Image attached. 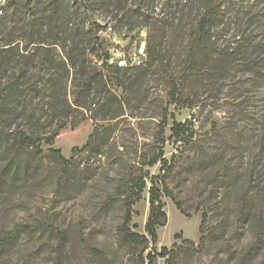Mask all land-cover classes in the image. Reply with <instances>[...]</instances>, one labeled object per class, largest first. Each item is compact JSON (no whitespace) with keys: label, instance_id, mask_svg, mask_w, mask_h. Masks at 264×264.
<instances>
[{"label":"rangeland","instance_id":"1","mask_svg":"<svg viewBox=\"0 0 264 264\" xmlns=\"http://www.w3.org/2000/svg\"><path fill=\"white\" fill-rule=\"evenodd\" d=\"M22 2L0 0V39L19 48L39 36L33 22L49 3L30 11ZM167 11L170 25H138L140 17L128 29L99 10L104 27L94 32L109 63L144 41L142 62L104 69L107 87L85 99L69 80V102L92 109L72 105L46 128L51 143L21 148L0 133V264H142L150 238L145 247L125 233L147 236L154 176L167 218L153 252L168 251L156 264H264V0H192ZM205 12L211 27L199 33ZM96 53L94 45L92 63ZM184 122L188 135L177 140L171 127Z\"/></svg>","mask_w":264,"mask_h":264},{"label":"trees","instance_id":"2","mask_svg":"<svg viewBox=\"0 0 264 264\" xmlns=\"http://www.w3.org/2000/svg\"><path fill=\"white\" fill-rule=\"evenodd\" d=\"M42 1L49 2L44 4V12L47 10L48 14L38 16L33 22L37 27L38 37L27 38L21 48L19 42H16L18 39H0V133L13 136L21 148L31 145L38 147L42 141L51 143L54 134L43 136L46 128L66 118L72 105L91 111L90 105L78 100L80 98L69 102L66 93L69 80L80 87L81 98L85 99L92 88L107 87L104 69L127 70V67L109 63L102 41L94 32L96 25L104 27V23L95 19L99 10L114 13L118 28L123 25L133 29L151 21L167 26L175 19L174 13L167 9L172 6L185 7L192 0H74L70 12L64 9V0H23L20 6L33 11ZM195 1L201 3L207 0ZM148 9L151 14L146 15L145 11ZM140 17L144 19L135 25ZM2 20L1 17L0 22ZM211 23L212 15L205 12L198 22V32H208ZM94 45L95 50L100 53H96L92 63L88 55L92 53ZM58 47L61 49L57 50ZM38 56L41 57L39 61ZM122 77L126 78V71ZM173 95L174 93V102L179 103L182 99L180 94ZM34 100L36 106L33 108L31 105ZM171 131L177 140H181V134L188 135L185 122L174 124ZM88 144L89 142L83 148ZM56 153L59 154L58 151ZM58 157L68 163L60 154ZM156 179L157 176L151 178L148 190V217L144 225L147 236L134 232L125 233L130 242L139 241L145 247L149 245L150 238L152 247L142 264H156V256L164 257L168 252L165 247L156 255L153 252L156 251V228L163 225L167 218ZM157 181L164 183V178ZM136 185L134 201L141 197L145 187L143 178ZM134 201L128 204L125 224L131 222ZM176 206L180 208L177 202Z\"/></svg>","mask_w":264,"mask_h":264},{"label":"built area","instance_id":"3","mask_svg":"<svg viewBox=\"0 0 264 264\" xmlns=\"http://www.w3.org/2000/svg\"><path fill=\"white\" fill-rule=\"evenodd\" d=\"M106 31H112V27L108 23H106ZM144 56V41H141L133 45V47L128 52L127 58L125 56H119L115 63H117L119 66H124L127 64L138 65L142 62Z\"/></svg>","mask_w":264,"mask_h":264}]
</instances>
